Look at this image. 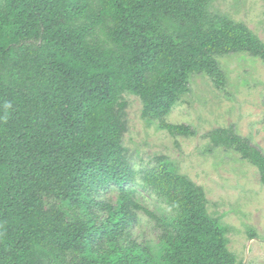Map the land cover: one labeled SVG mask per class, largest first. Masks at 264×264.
<instances>
[{
  "label": "trees",
  "instance_id": "1",
  "mask_svg": "<svg viewBox=\"0 0 264 264\" xmlns=\"http://www.w3.org/2000/svg\"><path fill=\"white\" fill-rule=\"evenodd\" d=\"M213 1L0 0V264H244L203 187L165 156L139 183L164 208L145 206L123 146L124 93L142 119L191 136L166 120L191 77L224 89L220 57L264 65V41ZM203 136L264 185V153L233 125ZM141 214L154 240L135 235Z\"/></svg>",
  "mask_w": 264,
  "mask_h": 264
},
{
  "label": "rangeland",
  "instance_id": "2",
  "mask_svg": "<svg viewBox=\"0 0 264 264\" xmlns=\"http://www.w3.org/2000/svg\"><path fill=\"white\" fill-rule=\"evenodd\" d=\"M211 10L244 22L264 41V0H214ZM226 86L217 88L205 75L190 79V90L166 116L190 125L191 136H172L157 122L141 117V100L124 93L127 130L123 146L137 173V190L151 210L164 208L155 195L141 190V168L165 156L173 168L203 187L209 212L227 227L228 248L244 264H264V185L257 168L233 150L213 147L203 135L233 125L240 136L264 153V65L257 57L234 53L219 58ZM140 239L154 240L153 223L141 214L135 229ZM140 236V237H139Z\"/></svg>",
  "mask_w": 264,
  "mask_h": 264
}]
</instances>
